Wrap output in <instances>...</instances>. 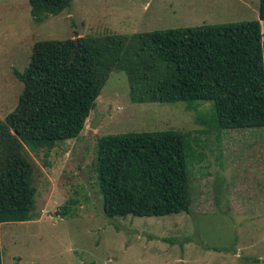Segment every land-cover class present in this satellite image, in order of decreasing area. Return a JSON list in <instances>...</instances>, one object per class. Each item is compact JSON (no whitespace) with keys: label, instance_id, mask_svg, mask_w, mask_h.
Returning a JSON list of instances; mask_svg holds the SVG:
<instances>
[{"label":"rangeland","instance_id":"obj_1","mask_svg":"<svg viewBox=\"0 0 264 264\" xmlns=\"http://www.w3.org/2000/svg\"><path fill=\"white\" fill-rule=\"evenodd\" d=\"M258 11L259 0H75L37 25L29 0H0V121L17 107L15 72L40 40L242 23ZM211 107L133 103L127 76L114 72L79 138L27 149L40 218L0 226L3 264H264V128L208 133L197 118ZM168 130L191 134V212L107 218L94 171L98 139ZM71 200L79 204L64 217Z\"/></svg>","mask_w":264,"mask_h":264},{"label":"trees","instance_id":"obj_2","mask_svg":"<svg viewBox=\"0 0 264 264\" xmlns=\"http://www.w3.org/2000/svg\"><path fill=\"white\" fill-rule=\"evenodd\" d=\"M74 2L29 0L33 22L42 25ZM258 14L242 23L36 42L29 65L15 72L23 83L17 107L0 121V226L40 218L27 149L51 151L79 138L114 72L127 76L133 103L184 102L190 110L210 102L197 118L208 133L264 128V0ZM190 141L174 130L98 139L94 171L105 216L190 213ZM78 204L71 200L61 214Z\"/></svg>","mask_w":264,"mask_h":264},{"label":"water","instance_id":"obj_3","mask_svg":"<svg viewBox=\"0 0 264 264\" xmlns=\"http://www.w3.org/2000/svg\"><path fill=\"white\" fill-rule=\"evenodd\" d=\"M102 118V116L98 115L97 114V118L96 120L94 121L93 125H95L98 121H100V119ZM94 127V126H93Z\"/></svg>","mask_w":264,"mask_h":264},{"label":"crops","instance_id":"obj_4","mask_svg":"<svg viewBox=\"0 0 264 264\" xmlns=\"http://www.w3.org/2000/svg\"><path fill=\"white\" fill-rule=\"evenodd\" d=\"M259 15V14H258ZM259 18V17H258Z\"/></svg>","mask_w":264,"mask_h":264}]
</instances>
